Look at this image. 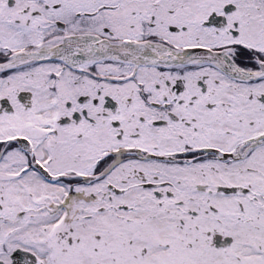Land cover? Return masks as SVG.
<instances>
[{
  "label": "snow or ice",
  "instance_id": "obj_1",
  "mask_svg": "<svg viewBox=\"0 0 264 264\" xmlns=\"http://www.w3.org/2000/svg\"><path fill=\"white\" fill-rule=\"evenodd\" d=\"M0 264H264V0H0Z\"/></svg>",
  "mask_w": 264,
  "mask_h": 264
}]
</instances>
